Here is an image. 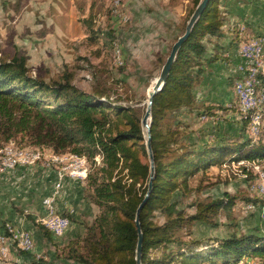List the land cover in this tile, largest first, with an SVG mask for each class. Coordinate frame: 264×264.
Segmentation results:
<instances>
[{
    "label": "trees",
    "instance_id": "16d2710c",
    "mask_svg": "<svg viewBox=\"0 0 264 264\" xmlns=\"http://www.w3.org/2000/svg\"><path fill=\"white\" fill-rule=\"evenodd\" d=\"M200 1L194 0L189 17ZM224 21L220 0H210L181 47L165 87L154 98L151 144L155 180L140 212L142 264H217V260L240 264L246 256L255 260L251 264H264V235L258 233H233L210 242L184 241L176 235L187 223H211L221 209L233 205L234 198L226 194L221 199L197 203L196 212L185 216L173 197L176 191L192 189L191 178L208 173L226 159L257 161L264 169V119L257 137L251 133L250 116L240 112L251 136L190 145L180 142L183 112L201 109L197 107L195 88L204 71L205 42L222 37ZM106 35L111 41L114 38L112 30ZM67 74L46 81L28 72L22 55L0 60V147L11 143L19 148L85 157L89 165L86 190L92 193L91 201L100 212L91 224L85 223V236L73 240L76 246L71 245L72 257L82 264H137L135 219L151 174L142 128L145 108L117 104L100 82L90 92L82 90L72 83L73 74ZM202 109L201 113L211 116L225 108L205 104ZM169 113L175 118L166 123ZM242 165L250 176L257 174ZM156 211L166 217L163 224L154 221ZM63 215L70 217L68 213ZM37 225L51 240L54 232L42 223ZM80 242H84V253L79 252ZM159 250L161 254L154 255Z\"/></svg>",
    "mask_w": 264,
    "mask_h": 264
},
{
    "label": "rangeland",
    "instance_id": "374dc122",
    "mask_svg": "<svg viewBox=\"0 0 264 264\" xmlns=\"http://www.w3.org/2000/svg\"><path fill=\"white\" fill-rule=\"evenodd\" d=\"M248 2L220 0V8L222 14L225 12L227 16L229 12L225 7L234 9L237 5L243 9L239 19L245 20L248 16L244 15V11L254 9V4ZM193 6L194 0H0V60L10 61L16 54L22 55L27 60L31 75L51 81L72 73V83L89 92L100 82L108 88L111 100L117 104L145 108L146 111L148 92L154 86L173 44L184 33ZM257 7L263 5L257 4ZM232 28L238 30V27ZM110 30L114 35L112 41L111 36L106 35ZM239 30L241 36L238 42L241 44L249 35L264 36V33L246 31L248 28L245 27ZM235 110H232L235 114L214 123L213 128L209 127L212 122L205 120V116L202 118L204 120L200 118L203 109H194L190 115L181 116L180 142L190 145L196 144V141L203 143L202 138L206 142L215 138L237 139L240 135L248 137V127L244 128L242 116L238 109V112ZM174 118L169 113L164 122L171 123ZM9 147L12 159L16 157V160H21L23 149L27 153H41V157L37 158L34 166L0 171V228L11 223L13 229L18 231L34 225L44 235L45 241H51V244L36 248L33 236V251H24L22 240L16 244L0 238V264H82L72 257L74 252L71 245L76 246L73 240L85 236V226L81 235L62 245L60 238L67 230L62 235L54 234L49 240L35 221L44 224L49 213L48 200L53 198L49 196L42 200L44 190L40 183L45 173L46 153L50 155L49 152L19 148L9 143L0 147V167L6 164L2 153L8 152ZM52 160L65 163L64 170L71 176L81 172L80 179L85 180L89 169L85 157L53 155ZM242 164L257 174L254 172L250 176ZM58 176H61L62 185L64 171ZM189 188L192 189L176 191L173 197L185 216L194 214L199 202L208 203L224 198L226 194L234 199L232 207L221 209L211 223L195 221L184 225L176 234L182 240L210 242L233 233L264 235L262 164L226 159L225 163L211 167L208 173L191 178ZM91 196L92 193L85 190V198L94 204ZM249 198L258 202L255 204ZM54 202L57 208L56 197ZM98 210L99 213V207ZM65 219L70 226V218L64 215ZM154 221L163 224L166 217L156 211ZM24 224L27 225L24 227ZM3 246L7 247L6 258ZM78 249L81 253L85 252L84 242H80ZM161 252L156 251L154 255ZM242 262L251 264L255 260L246 256L240 264ZM216 263L222 264V261L217 260Z\"/></svg>",
    "mask_w": 264,
    "mask_h": 264
},
{
    "label": "crops",
    "instance_id": "0c3cea01",
    "mask_svg": "<svg viewBox=\"0 0 264 264\" xmlns=\"http://www.w3.org/2000/svg\"><path fill=\"white\" fill-rule=\"evenodd\" d=\"M231 1L232 0H230V2ZM245 1H249L248 4H254L253 10H251L249 6L248 8L250 10L247 9L244 11V15L248 16V18H245V20L239 19V15L242 14L243 9L239 8L237 5L234 6V9H232V7H225V9H228L229 13L225 16V12H223L225 21L222 37L209 40L206 44L207 52L202 60L204 71L195 88L197 107L202 109L203 105L210 104L214 107L222 106L225 109L227 108L226 111L225 109L217 110V113H215L216 115H201V119L205 116V120L212 122V124L210 123L209 125V127L212 128L215 127L214 123L223 120V117H229L230 115L235 114L232 110H235L234 108L237 107L234 86L238 78L242 77L239 71L242 58L238 52L239 45L241 44L238 42L239 37L241 36L239 30L240 27L248 28L246 31H251V33H264V0ZM257 4H261L263 7L259 8L257 7ZM229 21H231L230 24H228ZM232 27H238V30H233ZM246 31L244 32L246 33ZM190 113L191 111H184L182 116L186 114L190 115ZM222 114L225 116H220ZM212 130L211 132L213 133ZM209 137H211V135H209ZM201 142H205L203 141V138ZM48 152L50 155L46 153L47 161H44V177L40 180L44 190L42 200L47 199L49 196H54L55 186L59 177L58 175L60 172L64 171L65 176L59 194L56 196V204L59 213L70 214V217L68 216L71 221L70 226H68L69 228L67 227L68 229H65V231H67H64L65 234L60 238L61 244L65 245L66 242L77 238L84 232L85 223L92 222L99 210L96 205L92 204L87 198H85V180L72 177L67 170H64L66 167L65 163H56L52 160L53 155L66 154H54L52 152L50 153V151ZM87 215H89L88 218H86ZM33 218L35 219V217ZM35 221L40 223V221L36 219ZM26 225L27 224H24V227ZM24 229H28L33 233L34 239L36 240V248L41 249L44 246L48 247L51 244V241H45L44 235L36 226L33 225L31 228H28L27 226Z\"/></svg>",
    "mask_w": 264,
    "mask_h": 264
},
{
    "label": "built area",
    "instance_id": "2783aa9c",
    "mask_svg": "<svg viewBox=\"0 0 264 264\" xmlns=\"http://www.w3.org/2000/svg\"><path fill=\"white\" fill-rule=\"evenodd\" d=\"M264 44V36L258 35H249V39L244 41L241 44L239 49V54L242 58V63L239 66V71L241 76L250 75L253 71V58L257 54H260V45ZM239 88L238 90H242L241 88V77L238 78ZM264 98V92H262V85L259 83H250L249 91H245V101L242 109L257 108V111H261L264 109H260V100ZM239 112L241 109H238ZM251 126V125H250ZM41 157V153H27L23 149V157L22 160H10V147L8 152L2 153V158H6V165L4 167H0L1 172H8L14 170L18 167L22 166H34L37 164V158ZM54 162H58L54 160ZM72 177L81 178V172L74 174ZM61 189V176L58 177V182L55 186L54 196L53 198L48 200V208L49 213L47 218L43 221L44 226L51 232H57L60 227L66 226L64 224V215L57 211L55 206V197L59 194ZM6 234L10 236V239H13L16 236H20V234L16 231H12V224L7 223L2 228ZM30 230H28L29 232ZM4 248V258H6V250L7 247ZM23 250H26V240H23Z\"/></svg>",
    "mask_w": 264,
    "mask_h": 264
},
{
    "label": "water",
    "instance_id": "95a60500",
    "mask_svg": "<svg viewBox=\"0 0 264 264\" xmlns=\"http://www.w3.org/2000/svg\"><path fill=\"white\" fill-rule=\"evenodd\" d=\"M210 0H201L199 4L196 6L195 10L191 14L187 24L184 33L178 37L176 42L173 44L170 54L168 55L165 63L162 66L161 72L159 76L156 79V82L152 88L151 91L148 92V98H147V107L145 111V115L142 119V128L143 132L146 138V146L149 154V162H150V179L148 182V190L147 193L143 199V201L140 203L137 213H136V225H137V231H138V241H137V249H136V262L137 264H142L143 262V239H144V233L141 228L140 223V212L147 203L150 194L153 191L154 186V180H155V156L153 152V147L151 144L152 141V133H151V127H152V109L154 104V98L155 96L163 90L167 83V79L169 77L171 68L177 58V55L183 46V44L188 40L190 35L192 34V31L201 18L203 12L205 11L208 3Z\"/></svg>",
    "mask_w": 264,
    "mask_h": 264
},
{
    "label": "bare ground",
    "instance_id": "6f19581e",
    "mask_svg": "<svg viewBox=\"0 0 264 264\" xmlns=\"http://www.w3.org/2000/svg\"><path fill=\"white\" fill-rule=\"evenodd\" d=\"M253 66H255V67H254V69L250 75H243L241 77V88H242V90H238V88H239V81L238 80L235 82L234 90H235V94H236V98H237V104H238L237 106H239V108L241 109L240 110L241 113L248 114L250 116V125H251L250 130H251V133L253 135H255V137H257L259 134V131H260L261 123H263L264 110L257 111V108H250V110L249 109H242V106H244L245 91H249L250 83H259L260 85H262V92H264V79L262 76V75H264V44L260 45V54H257L255 56V58H253ZM260 109H264V98L260 100ZM11 150H13V149H11ZM13 154H15V153H13ZM12 158H13V156H12ZM12 158L10 156V160H16L17 159L16 157H15V159H12ZM64 224H66V226L60 227V229L57 232H54V234L61 235L65 231V229L69 226V221L67 219H65ZM12 231L18 232L20 234V236H16L13 239H10L9 235L5 234V232L0 231V238H2L4 240H9V241L12 240L16 244L18 243V240H22V245H23V240H26L27 251L33 250L32 248H34V239H33L32 233L30 231L28 232V230H25V229H19L17 231V229L14 230L13 227H12ZM0 247H1V245H0Z\"/></svg>",
    "mask_w": 264,
    "mask_h": 264
}]
</instances>
